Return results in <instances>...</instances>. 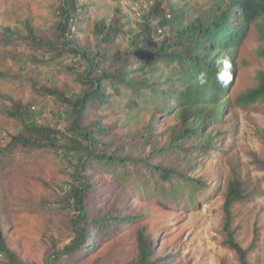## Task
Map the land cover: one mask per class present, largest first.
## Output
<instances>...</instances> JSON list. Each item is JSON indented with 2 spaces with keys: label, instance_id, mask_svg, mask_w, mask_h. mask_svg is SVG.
<instances>
[{
  "label": "rangeland",
  "instance_id": "374dc122",
  "mask_svg": "<svg viewBox=\"0 0 264 264\" xmlns=\"http://www.w3.org/2000/svg\"><path fill=\"white\" fill-rule=\"evenodd\" d=\"M150 1L154 0H78L79 16L70 37L92 54L97 45L101 50L111 45L114 53L109 52L110 57L114 54V62H119L130 44V34H123L117 43H105L94 33L96 21L126 16L131 20L126 30H131L148 11ZM160 1L167 11L172 3L190 16L206 11L210 3ZM59 4L60 0H0V230L7 247L25 264H136L139 231L145 229L154 246L152 259L160 264H240L237 253L225 244L224 203L229 183L237 177L246 196L232 205L231 227L244 248L256 243L249 253L250 264H264V101L243 103L238 99L258 85L259 75L264 74V14L251 24L238 48L237 71L228 94L232 103L223 121L213 123L221 133L214 130L210 143L201 141L203 149L191 155L192 166L183 158L184 173L207 186L192 190L190 180L180 175L165 183L158 169L149 173L143 167L137 172L132 163L128 164L130 173L123 175L119 168L93 160L81 171L94 184L86 206L90 218L103 220L105 226L91 228L96 236L85 238L87 243H95L93 251L82 249L56 259L55 253L76 237L72 219L77 211L70 189L72 184H80L73 177L78 158L62 147L11 146L12 136L23 128L6 110L14 102L30 105L37 123L67 135L70 119L66 106L42 87H56L67 95L81 93V75L87 74L89 64L79 55L56 59L55 51L24 41L30 24L45 41L58 42ZM8 27L18 35L17 43L6 42ZM96 121L110 127L96 152L149 155L150 163L160 165L171 164L167 156L179 155L167 147L162 155L156 154L153 137L142 147L147 118L125 123L119 113L105 109L90 112L85 122ZM165 128L159 125L152 130L156 134ZM159 139V146L169 141L164 135ZM179 188L182 191L177 192ZM109 214L124 219L110 222L104 218ZM0 264L12 263L4 258Z\"/></svg>",
  "mask_w": 264,
  "mask_h": 264
},
{
  "label": "trees",
  "instance_id": "16d2710c",
  "mask_svg": "<svg viewBox=\"0 0 264 264\" xmlns=\"http://www.w3.org/2000/svg\"><path fill=\"white\" fill-rule=\"evenodd\" d=\"M80 6L78 0H60L57 8V43L39 37L30 24L27 25V34L24 36V41L30 40L38 48L55 51L56 59L68 54L79 55L89 64L87 74L81 75V93L67 95L56 87H42L43 91L55 96L66 106L70 119L67 135L63 137L59 129L37 123L32 117L30 105L23 106L20 102H14L6 110L23 128L12 136L11 146L21 145L28 149L62 147L65 152L78 158L73 177L80 180V184H72L70 189L74 209L77 211L72 219L76 237L55 253L56 259L78 253L82 249L93 251L95 243H87L85 238L96 236L94 232H90L91 228L105 226L103 220L96 218L93 221L90 218L86 206V196L94 184L83 177L81 171L93 160L109 168H119L118 173L123 175L130 173L128 164L132 163L137 172L143 167L149 173L158 169L165 183L171 182L173 175H180L190 180L189 187L192 190L207 186L203 180L184 173L183 158L191 162L193 152L203 149L201 141L210 143V133L214 130L221 133L213 123L223 121L224 113L232 103L228 94L237 71L235 58L238 48L246 38L251 24L264 14V0H210L206 11H199L194 16H190L185 10L176 9L172 3L167 11L163 1H150L148 11L139 21H135L131 30H126L131 23L126 16L112 17L110 22L105 18L96 21L94 33L105 43H117L123 34H130V44L123 51V59L114 62L117 61L113 58L115 55L110 57L109 54L114 53L111 45L105 50L97 45L96 53L92 54L70 37ZM6 30V42L17 43L18 35L10 27ZM223 57L230 58L233 65L232 80L227 87L220 86L215 79L217 61ZM200 73H206L208 77V83L203 87L196 82ZM238 99L243 103L264 101V74L259 75L258 85L244 92ZM105 109L119 113L125 123L147 118L144 130L148 132L142 147L153 137V151L156 154L162 155L165 150L163 148L167 147L179 155L167 156L170 157L168 161L171 164L160 165L150 163L149 155L138 157L96 152L101 136L110 127L104 126L101 121L94 124H86L85 121L90 112ZM171 120L175 122H169ZM159 125L166 126L164 132L160 130L154 134L152 128ZM160 135L169 139L165 146H159ZM193 163L195 162L190 163L191 166ZM153 179L154 176L150 178L151 184ZM156 185L158 186L157 182L154 185L157 189ZM176 191L182 190L179 188ZM245 196L241 180L234 178L229 183L224 203L227 234L225 244L237 253L240 264H250L249 253L256 246L253 242L248 248H244L236 240L235 229L231 227L232 205ZM104 218L110 222L124 219L112 214ZM138 241L139 255L136 264H160L152 259L154 246L145 229L139 231ZM0 252L12 264H25L7 247L1 230Z\"/></svg>",
  "mask_w": 264,
  "mask_h": 264
},
{
  "label": "clouds",
  "instance_id": "9594fccd",
  "mask_svg": "<svg viewBox=\"0 0 264 264\" xmlns=\"http://www.w3.org/2000/svg\"><path fill=\"white\" fill-rule=\"evenodd\" d=\"M218 71L216 72V82L222 86L227 87L232 80V62L230 58L223 57L217 61ZM196 82L200 87L205 86L208 83V77L206 73H200L196 77Z\"/></svg>",
  "mask_w": 264,
  "mask_h": 264
},
{
  "label": "built area",
  "instance_id": "2783aa9c",
  "mask_svg": "<svg viewBox=\"0 0 264 264\" xmlns=\"http://www.w3.org/2000/svg\"><path fill=\"white\" fill-rule=\"evenodd\" d=\"M5 257H4V254L2 253V252H0V259L2 260V259H4Z\"/></svg>",
  "mask_w": 264,
  "mask_h": 264
}]
</instances>
